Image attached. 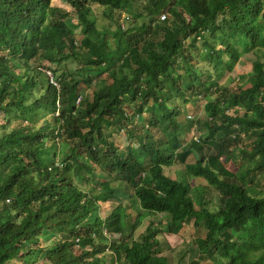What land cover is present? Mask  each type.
I'll return each instance as SVG.
<instances>
[{"label": "trees", "instance_id": "obj_1", "mask_svg": "<svg viewBox=\"0 0 264 264\" xmlns=\"http://www.w3.org/2000/svg\"><path fill=\"white\" fill-rule=\"evenodd\" d=\"M0 264H264V0H0Z\"/></svg>", "mask_w": 264, "mask_h": 264}, {"label": "rangeland", "instance_id": "obj_2", "mask_svg": "<svg viewBox=\"0 0 264 264\" xmlns=\"http://www.w3.org/2000/svg\"><path fill=\"white\" fill-rule=\"evenodd\" d=\"M103 7H99V6H95V17L97 19V25L100 27H106L110 24H112V26H110V29H115V25L113 23H111L110 19L108 17H106V15L103 13ZM79 31V29H78ZM109 37V36H108ZM112 40V38H111ZM198 62V66L201 67L203 70H212V66L208 61H203L201 56L198 57V59H196ZM251 61L252 58H248L246 56H242L241 59L237 62L234 63V65L232 66H227L226 69L223 71L222 69L216 73L215 75V79H217V83L219 84V86H232L233 84L242 81L241 79L235 78L236 75H238V73H247V74H251ZM101 80H106L105 75H102L100 77ZM99 79V80H100ZM98 80V81H99ZM88 88L82 89V93H88ZM209 99L212 98V95L208 97ZM129 110H131L133 112V110L129 107ZM204 110H201V113L198 114V117H200L201 115H203ZM136 118V116H134ZM139 119V118H138ZM141 119V118H140ZM202 118H197L196 123L200 122ZM193 136L194 133L196 136H199L200 131L199 129H194L193 131ZM121 137L123 139V141L126 143L127 141L124 138L123 132H121ZM178 143V141H177ZM180 146V145H179ZM68 148L67 143L63 142L61 143L60 147H59V156L63 157L65 156V152ZM58 158V157H57ZM233 159L235 158L236 161L230 160L228 158H226V163L228 164V166L232 169H237L242 163L243 160L240 158V156H234L232 157ZM181 165H173L170 168H166L165 172L171 176L176 177L179 180L185 181L188 178V173L187 175L183 172H180L179 174L176 175V173L179 171ZM176 175V176H175ZM192 187H193V195L196 196V191H199V189L205 191L204 196L206 197L205 199L209 201L210 203V208H212V203H219V193L218 190L215 187H210L207 183V181L202 178V177H198V178H192L190 176L189 179ZM209 189V190H208ZM133 205V204H132ZM136 209L134 207L131 206V214L136 213ZM109 215V214H108ZM161 214H155L152 218H154V220H156V222L158 223V225H165L166 222L165 220H163V218L161 217ZM145 224V223H144ZM141 231V230H140ZM200 228H196L193 229L192 225H187L186 223L183 224L182 228L179 231V234L175 235V234H171L169 232H165L164 238L166 239L165 242L162 243V247L161 249H167L168 247H171L173 249V252H169L171 254V256L174 258V261H177L178 258H180L185 252L187 253V259L192 261L195 258H197L198 256V248L195 245V238L197 237L196 235L198 234H202L204 232L201 231ZM164 234V233H163ZM119 235L118 234H113L111 235L112 240H116L118 239ZM51 243V242H49ZM167 251V250H166ZM106 260L109 261V253L106 254Z\"/></svg>", "mask_w": 264, "mask_h": 264}, {"label": "clouds", "instance_id": "obj_3", "mask_svg": "<svg viewBox=\"0 0 264 264\" xmlns=\"http://www.w3.org/2000/svg\"><path fill=\"white\" fill-rule=\"evenodd\" d=\"M164 17H165L164 15L161 16L162 19H163ZM48 74H49L50 77H51V81H52L53 83L57 84V83L54 81V79H53V74L51 73V71H48ZM78 100H79V99H78ZM193 138H194L195 140L199 141V136H196L195 133H194Z\"/></svg>", "mask_w": 264, "mask_h": 264}]
</instances>
